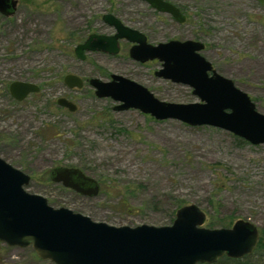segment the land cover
I'll list each match as a JSON object with an SVG mask.
<instances>
[{
    "label": "rangeland",
    "instance_id": "obj_1",
    "mask_svg": "<svg viewBox=\"0 0 264 264\" xmlns=\"http://www.w3.org/2000/svg\"><path fill=\"white\" fill-rule=\"evenodd\" d=\"M10 18L0 15V158L30 176L25 190L113 227L172 225L177 204L195 205L207 224L239 220L264 229V145L253 146L210 126L157 121L138 110L114 111L119 103L97 98L91 79L115 74L130 79L164 102L198 103L192 89L156 78L158 60L139 63L119 53L74 49L90 34L113 35L102 21L111 14L157 45L172 40L204 44L201 56L220 76L247 94L264 115V0H163L185 17L176 22L141 0H16ZM83 81L69 89L63 77ZM211 75V73H209ZM36 84L40 91L16 102L8 86ZM65 98L73 113L56 104ZM77 168L99 184L95 197L52 183L53 168ZM264 264V257L249 258ZM0 264H52L31 248L0 243Z\"/></svg>",
    "mask_w": 264,
    "mask_h": 264
},
{
    "label": "water",
    "instance_id": "obj_2",
    "mask_svg": "<svg viewBox=\"0 0 264 264\" xmlns=\"http://www.w3.org/2000/svg\"><path fill=\"white\" fill-rule=\"evenodd\" d=\"M141 1L178 23L185 20L178 8L163 0ZM17 5L16 0H0V15L12 17ZM102 21L115 33L90 34L75 47L76 58L84 60L86 52L117 55L119 42L125 40L132 45L128 50L130 59L139 63L158 60L161 69L154 76L190 87L200 102L167 103L144 86L115 74L107 82L89 81L97 98L118 102L114 111L138 110L157 121L210 126L253 146L264 145V115L256 111L247 94L212 69L200 54L203 43L172 40L153 46L143 34L124 26L111 14L103 15ZM63 83L69 89L83 86V81L72 74L65 75ZM8 91L13 99L22 101L38 93L39 87L14 81ZM56 104L71 113L77 110L65 98H58ZM49 179L90 198L100 190L96 180L77 168H53ZM29 182L30 176L0 158V243L10 248H31L40 260L52 264H215L223 257L240 260L251 255L260 240L259 229L243 220L230 228H204L206 214L195 205L180 207L170 226L131 228L97 223L69 209L49 206L45 198L25 190Z\"/></svg>",
    "mask_w": 264,
    "mask_h": 264
},
{
    "label": "trees",
    "instance_id": "obj_3",
    "mask_svg": "<svg viewBox=\"0 0 264 264\" xmlns=\"http://www.w3.org/2000/svg\"><path fill=\"white\" fill-rule=\"evenodd\" d=\"M181 207L180 204H177L173 213L175 214L176 211ZM212 216H210V220L207 224L208 227H218V228H227L231 225V220L227 221V220H219L217 222H211ZM255 255H259V257H264V229L260 230V240L259 243L256 247V249L254 250V252L249 255L244 257L243 259L240 260H236V259H229L227 257H223L221 258L217 263L215 264H253L251 262H249V258Z\"/></svg>",
    "mask_w": 264,
    "mask_h": 264
},
{
    "label": "flooded vegetation",
    "instance_id": "obj_4",
    "mask_svg": "<svg viewBox=\"0 0 264 264\" xmlns=\"http://www.w3.org/2000/svg\"><path fill=\"white\" fill-rule=\"evenodd\" d=\"M131 46H132V45H131ZM21 82H23V81H21ZM28 83H29V82H28ZM35 85H36V84H35ZM38 87H39V86H38ZM39 91H40V88H39ZM32 94H36V93H32ZM29 95H30V94H29ZM29 95H28V96H29ZM28 96H27V97H28ZM27 97H26V98H27ZM11 98H12V97H11ZM26 98H25V99H26ZM12 99H13V98H12ZM25 99H24V100H25ZM13 100H15V99H13ZM15 101H16V100H15ZM22 101H23V100H22ZM22 101H16V102H22ZM56 101H57V100H56Z\"/></svg>",
    "mask_w": 264,
    "mask_h": 264
}]
</instances>
